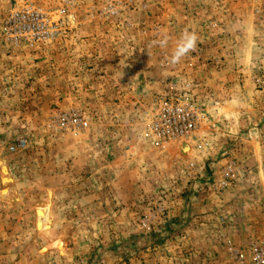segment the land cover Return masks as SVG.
<instances>
[{
    "label": "rangeland",
    "instance_id": "1",
    "mask_svg": "<svg viewBox=\"0 0 264 264\" xmlns=\"http://www.w3.org/2000/svg\"><path fill=\"white\" fill-rule=\"evenodd\" d=\"M183 2L0 0V161L13 179L3 197L0 175V264H144L164 251L158 239L173 232L185 183L208 179L224 193L247 176L236 124L212 115V92L193 70L222 63L194 51L170 63ZM245 3L242 46L254 52L264 105V0ZM165 35L167 47L153 44ZM170 97L203 115L192 139L149 134ZM230 166L238 175L226 179Z\"/></svg>",
    "mask_w": 264,
    "mask_h": 264
},
{
    "label": "crops",
    "instance_id": "2",
    "mask_svg": "<svg viewBox=\"0 0 264 264\" xmlns=\"http://www.w3.org/2000/svg\"><path fill=\"white\" fill-rule=\"evenodd\" d=\"M247 4L245 0H187L181 4L174 25L179 29L178 38L187 25L193 27L187 30L197 32V43L205 47L196 46L195 59L209 56L222 63L217 72L211 64L205 67V74L201 67L193 70L212 92V115L236 124L230 134L239 139L241 168L249 172L224 193L214 192L216 187L208 179L185 183L190 192L175 199L170 210L176 219L173 232L158 239L164 251L158 258L144 259V264H240L236 253L245 255L244 264H254L252 244L264 242V105L260 101L263 93L250 76L254 52L244 51L242 46L248 20L245 11L251 12ZM211 29L219 33L215 39L218 45L207 46L209 40L215 41L209 37ZM185 67L180 64L178 73ZM51 256L56 257L55 253Z\"/></svg>",
    "mask_w": 264,
    "mask_h": 264
},
{
    "label": "built area",
    "instance_id": "3",
    "mask_svg": "<svg viewBox=\"0 0 264 264\" xmlns=\"http://www.w3.org/2000/svg\"><path fill=\"white\" fill-rule=\"evenodd\" d=\"M180 99L170 97L164 98L160 102V107L152 114V118L147 123V130L152 137L161 142L176 143L192 139L195 136L203 115L199 109L189 104H182ZM237 175L235 166H230L225 173L226 179ZM226 179L220 184L222 188L228 185ZM252 249L253 263L264 264V242H254ZM234 256L238 263H245L243 253H236Z\"/></svg>",
    "mask_w": 264,
    "mask_h": 264
},
{
    "label": "clouds",
    "instance_id": "4",
    "mask_svg": "<svg viewBox=\"0 0 264 264\" xmlns=\"http://www.w3.org/2000/svg\"><path fill=\"white\" fill-rule=\"evenodd\" d=\"M198 34L195 30H185L177 39L175 47L170 56V63H179L188 53L194 51L197 42ZM154 45H158L161 48H165L168 45V37L165 35L163 38L154 41Z\"/></svg>",
    "mask_w": 264,
    "mask_h": 264
},
{
    "label": "bare ground",
    "instance_id": "5",
    "mask_svg": "<svg viewBox=\"0 0 264 264\" xmlns=\"http://www.w3.org/2000/svg\"><path fill=\"white\" fill-rule=\"evenodd\" d=\"M3 162L1 163L0 165V175H1V178H4L5 181L4 183H6L4 189L1 191V195L3 197H7V195L11 194V177H10V174H8L6 168H3ZM2 167V168H1ZM42 212L40 213L39 217H38V229L39 230H42L45 228V226L47 225V222H48V218H49V214H48V211L46 209V207H43L40 209Z\"/></svg>",
    "mask_w": 264,
    "mask_h": 264
},
{
    "label": "water",
    "instance_id": "6",
    "mask_svg": "<svg viewBox=\"0 0 264 264\" xmlns=\"http://www.w3.org/2000/svg\"><path fill=\"white\" fill-rule=\"evenodd\" d=\"M2 162H3V166H2V167H3V168H6L8 174H9V167H8L7 163H6L4 160H1V161H0V165H1ZM2 167H1V168H2ZM10 180H11V182L13 181L12 178H11ZM1 181H2V183L4 184L5 179L2 178Z\"/></svg>",
    "mask_w": 264,
    "mask_h": 264
}]
</instances>
